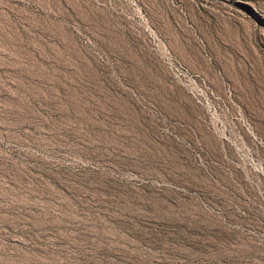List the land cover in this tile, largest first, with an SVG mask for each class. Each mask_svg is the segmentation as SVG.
I'll use <instances>...</instances> for the list:
<instances>
[{"label": "rangeland", "instance_id": "obj_1", "mask_svg": "<svg viewBox=\"0 0 264 264\" xmlns=\"http://www.w3.org/2000/svg\"><path fill=\"white\" fill-rule=\"evenodd\" d=\"M0 264H264V0H0Z\"/></svg>", "mask_w": 264, "mask_h": 264}]
</instances>
